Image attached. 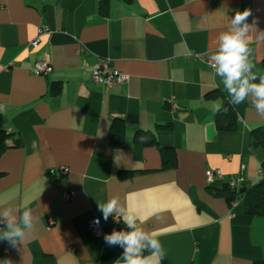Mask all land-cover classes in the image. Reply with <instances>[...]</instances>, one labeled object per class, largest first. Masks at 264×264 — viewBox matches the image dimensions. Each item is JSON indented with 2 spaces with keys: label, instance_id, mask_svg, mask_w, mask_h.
<instances>
[{
  "label": "crops",
  "instance_id": "obj_1",
  "mask_svg": "<svg viewBox=\"0 0 264 264\" xmlns=\"http://www.w3.org/2000/svg\"><path fill=\"white\" fill-rule=\"evenodd\" d=\"M245 9L264 30V0H0V130L12 135L0 154V198L17 218L27 207L35 221L23 243L0 240V261L103 264L104 238L87 223L105 221L98 203L116 197L161 242L162 259L144 253L153 264L264 263V217L215 194L242 170L249 187L263 176L264 150L251 132L264 118L250 100L229 103L209 60ZM256 29L250 59L261 76ZM40 60L51 74L30 72ZM105 60L128 82L95 83ZM226 102L238 116L235 131L217 127ZM115 121L124 126L121 147L111 143ZM162 148L171 149L172 166H163ZM209 170L224 176L215 189ZM66 193L75 195L64 200Z\"/></svg>",
  "mask_w": 264,
  "mask_h": 264
},
{
  "label": "clouds",
  "instance_id": "obj_2",
  "mask_svg": "<svg viewBox=\"0 0 264 264\" xmlns=\"http://www.w3.org/2000/svg\"><path fill=\"white\" fill-rule=\"evenodd\" d=\"M250 16L251 9L235 12L227 30L219 34L218 46L209 54V60L215 74L221 78L230 98L229 103L236 106L250 100L257 115L264 118V76L258 77L253 72L255 65L250 59L252 50L249 47V33L253 28L256 29L257 20L253 18L252 23H249ZM256 40L264 41V30L256 29ZM219 109L220 105H217V110ZM120 157L121 154L115 156L117 164L121 161ZM6 205L7 199L0 198V223L5 226L0 229V240H6L15 247L18 242H24L28 233L33 230L35 221L27 207H24L17 218ZM98 210L105 221L110 216L121 215L127 226V230H113L104 236L106 244L123 249V264H153L152 256H145V252L163 258L165 253L161 242L142 226H138L133 215L124 213L118 198L111 197L106 203H98ZM94 223L98 224L99 220ZM0 264H11V261L5 259Z\"/></svg>",
  "mask_w": 264,
  "mask_h": 264
},
{
  "label": "trees",
  "instance_id": "obj_3",
  "mask_svg": "<svg viewBox=\"0 0 264 264\" xmlns=\"http://www.w3.org/2000/svg\"><path fill=\"white\" fill-rule=\"evenodd\" d=\"M261 76H264L261 75ZM259 77V76H258ZM258 82V81H257ZM218 93V92H217ZM217 93H212L208 97L216 96ZM238 123V116L235 110L229 103H225V106L217 114V127L219 131H235ZM11 134L6 131L0 130V154L8 149L7 141L11 138ZM111 143L114 147H121L124 140V126L122 123L115 121L110 132ZM144 145L148 143L145 140L141 141ZM152 144L156 143L155 139L150 141ZM251 144L256 148L264 150V125L254 129L251 132ZM15 146H20L21 141H15ZM171 149L162 148L163 154V166L168 167L172 164V157L169 156ZM262 179L259 183L253 186H247L246 182L243 187H246V191L241 193V189L238 191L230 187V178L226 183H223L222 188L216 191L217 196L224 197L226 201L232 205L235 202L243 201L245 204L246 214L250 217H264V162L261 167ZM215 183V182H214ZM214 183L210 185V188L215 189ZM103 225V238L105 234H110L113 230L121 231L127 230V226L121 221L114 222L107 220L102 222ZM105 242V240H104ZM123 249L119 246H109L105 243V252L103 255V264H114L122 256ZM264 264V263H257Z\"/></svg>",
  "mask_w": 264,
  "mask_h": 264
},
{
  "label": "built area",
  "instance_id": "obj_4",
  "mask_svg": "<svg viewBox=\"0 0 264 264\" xmlns=\"http://www.w3.org/2000/svg\"><path fill=\"white\" fill-rule=\"evenodd\" d=\"M48 30H41V32H47ZM39 43V39L32 41L29 46L35 47ZM212 68V67H211ZM213 69V68H212ZM214 71V69H213ZM30 72L35 76H47L53 72V67L47 60H40L36 62L31 68ZM128 76L122 74L111 66V62L109 60L103 61L98 67H96L92 72V80L97 83L101 84L108 88H113L116 85H123L128 82ZM244 169V168H243ZM61 173H68V168H61ZM262 174V172H261ZM207 178L210 184H213L217 180H223V174L218 170H209L207 171ZM246 179L243 174V170L240 174L236 176H231L230 178V187L236 190H240L243 188ZM74 193H66L63 195L64 200H68L73 197ZM94 220H91L87 223V229L92 236L101 237L103 236V225L102 222L99 220V223H94ZM112 221L117 222L119 218H112Z\"/></svg>",
  "mask_w": 264,
  "mask_h": 264
},
{
  "label": "water",
  "instance_id": "obj_5",
  "mask_svg": "<svg viewBox=\"0 0 264 264\" xmlns=\"http://www.w3.org/2000/svg\"><path fill=\"white\" fill-rule=\"evenodd\" d=\"M246 187H243L240 191H241V193H244L245 191H246Z\"/></svg>",
  "mask_w": 264,
  "mask_h": 264
}]
</instances>
